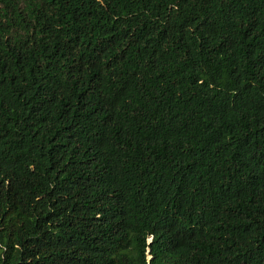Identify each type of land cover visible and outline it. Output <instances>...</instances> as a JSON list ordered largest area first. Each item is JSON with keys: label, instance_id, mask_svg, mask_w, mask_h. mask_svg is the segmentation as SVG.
Returning <instances> with one entry per match:
<instances>
[{"label": "trees", "instance_id": "trees-1", "mask_svg": "<svg viewBox=\"0 0 264 264\" xmlns=\"http://www.w3.org/2000/svg\"><path fill=\"white\" fill-rule=\"evenodd\" d=\"M0 264H264V0H0Z\"/></svg>", "mask_w": 264, "mask_h": 264}]
</instances>
